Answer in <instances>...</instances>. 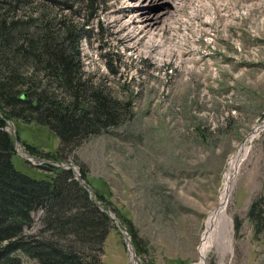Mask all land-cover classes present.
I'll use <instances>...</instances> for the list:
<instances>
[{
    "label": "rangeland",
    "instance_id": "obj_1",
    "mask_svg": "<svg viewBox=\"0 0 264 264\" xmlns=\"http://www.w3.org/2000/svg\"><path fill=\"white\" fill-rule=\"evenodd\" d=\"M95 1L81 11L83 2L75 0L77 14L63 0L49 10L93 29L80 44L82 78L100 84L122 116L62 152L61 163L78 172L84 168L96 204L131 221L142 246L137 264H199L207 222L221 207L231 171L230 251L223 259L214 247L207 264H264V0H209L208 7L201 2L187 7L174 26L169 13L153 20L168 0H134L129 13V0ZM137 13L153 18L156 32L132 29ZM97 20L102 25L96 30ZM10 123L6 130L15 139L18 125ZM20 133L39 158L20 157L28 155L20 142L15 168L49 176L37 162L56 166L45 155L55 154L58 139L34 124L22 125ZM234 157L242 160L237 168ZM259 198L251 219L249 206ZM41 215V209L32 214L26 232L38 234ZM123 228L113 222L98 264H130ZM23 264L37 263L25 258Z\"/></svg>",
    "mask_w": 264,
    "mask_h": 264
},
{
    "label": "trees",
    "instance_id": "obj_2",
    "mask_svg": "<svg viewBox=\"0 0 264 264\" xmlns=\"http://www.w3.org/2000/svg\"><path fill=\"white\" fill-rule=\"evenodd\" d=\"M81 1V11L96 4L95 0ZM74 2L63 0L62 5L77 14ZM56 5V0H0V264H23L25 258L37 264H98L113 227V220L71 169L46 162L40 168L50 175L36 178L17 170L12 161L15 139L30 156L39 158L36 147L21 138L22 125L46 128L58 139L55 154L45 157L59 164L62 152L72 151L122 116L100 84L92 86L82 78L80 44L93 29L62 13L53 16L49 9ZM59 92L67 97H59ZM8 121L18 125L15 139L6 130ZM83 169L80 177L89 184ZM94 196L98 202L105 201L97 193ZM261 200L250 204L251 219ZM103 208L115 215L134 251L140 252L131 221L116 209L104 204ZM39 209L43 227L38 234H29L25 230L32 228V214Z\"/></svg>",
    "mask_w": 264,
    "mask_h": 264
},
{
    "label": "bare ground",
    "instance_id": "obj_3",
    "mask_svg": "<svg viewBox=\"0 0 264 264\" xmlns=\"http://www.w3.org/2000/svg\"><path fill=\"white\" fill-rule=\"evenodd\" d=\"M129 1L133 2V0H129ZM144 1L146 0H141L140 2H144ZM168 1L169 2H167V5H166L167 7L165 8V11L159 13V15H156L157 17L155 16L153 17L154 19L153 18L152 19L160 22V20L163 18V15H166L169 13L168 17L170 18L169 20L171 21L170 24L172 26H174L175 24H177L178 22L184 19V16L188 13L186 11L187 7H194V6L198 7L200 6V3H201L200 0H178L179 1V4H178V1L176 0L175 3H177L178 5H173L174 9H170V6L173 3H171V0H168ZM136 15L137 16L131 20L132 29H135V31L137 32L139 31L140 32H143V31L156 32L157 29H155V24H154L155 22H153L151 18H148L149 15L144 16L140 13H137ZM137 23L139 24L142 23V25L141 26L139 24L137 25ZM241 161H242L241 158L234 157L233 162H232V167L237 168L239 165V162ZM43 163H46V162L45 161L37 162V165L41 166L43 165ZM233 179H234V175L231 171H229L226 176V188L222 195L221 207L218 211L214 212L210 216L207 222V230L203 236L201 246H200L201 261L199 264H207L208 254L210 253V251H212L214 247H217L218 252L221 254L223 259L225 255L230 251L231 219L227 215V207L229 204L230 194L232 191L231 189L233 185Z\"/></svg>",
    "mask_w": 264,
    "mask_h": 264
},
{
    "label": "water",
    "instance_id": "obj_4",
    "mask_svg": "<svg viewBox=\"0 0 264 264\" xmlns=\"http://www.w3.org/2000/svg\"><path fill=\"white\" fill-rule=\"evenodd\" d=\"M11 126H12V124L10 123V121L8 122ZM61 167H64L65 169H71L73 172H74V174H75V178H76V180H78L79 181V183L84 187V189L88 192V193H90L89 192V190H88V188L86 187V185H85V182L83 181V179L80 177V174H79V172L76 170V169H74L73 167H69L68 165H66V164H64V163H60L59 164ZM101 210H103V211H105V213L109 216V218L111 219V220H113L116 224H118L119 225V220L109 211V209H104L103 208V206H101V205H99V204H96ZM112 214V215H111ZM122 234H123V236H124V239H125V241H126V247H127V250H128V252H129V261H130V264H137V262H136V259H135V252H134V249H133V247L131 246V244H130V238H129V236H128V234H127V231H126V229L125 228H123V230H122V232H121Z\"/></svg>",
    "mask_w": 264,
    "mask_h": 264
}]
</instances>
